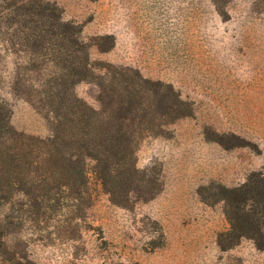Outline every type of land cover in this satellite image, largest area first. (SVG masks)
<instances>
[{
	"label": "rangeland",
	"instance_id": "1",
	"mask_svg": "<svg viewBox=\"0 0 264 264\" xmlns=\"http://www.w3.org/2000/svg\"><path fill=\"white\" fill-rule=\"evenodd\" d=\"M0 264H264V0H0Z\"/></svg>",
	"mask_w": 264,
	"mask_h": 264
},
{
	"label": "trees",
	"instance_id": "2",
	"mask_svg": "<svg viewBox=\"0 0 264 264\" xmlns=\"http://www.w3.org/2000/svg\"><path fill=\"white\" fill-rule=\"evenodd\" d=\"M83 158H91L90 155L88 153H79V157L77 159L78 163L79 162H82V166L80 165V168H79V173L81 174L82 173V176L85 175V169L83 168Z\"/></svg>",
	"mask_w": 264,
	"mask_h": 264
}]
</instances>
